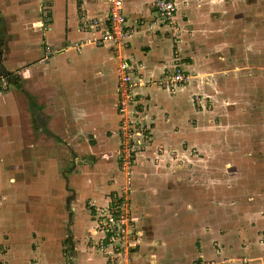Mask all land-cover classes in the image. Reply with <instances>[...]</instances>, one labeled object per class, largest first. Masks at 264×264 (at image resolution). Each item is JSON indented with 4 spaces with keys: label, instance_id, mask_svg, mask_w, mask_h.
<instances>
[{
    "label": "crops",
    "instance_id": "1",
    "mask_svg": "<svg viewBox=\"0 0 264 264\" xmlns=\"http://www.w3.org/2000/svg\"><path fill=\"white\" fill-rule=\"evenodd\" d=\"M153 1L124 0L128 35L117 50L112 42L91 41L105 29L106 0H0V78L6 82L0 90V191L5 194L0 264H64L56 247L52 251L49 246L55 238L44 245L38 234L40 241L34 246L30 235L40 233L51 215L61 216L65 189L58 201L56 182L62 156L65 164H76L68 173L62 169L74 193L72 215L67 218L70 260L107 263L88 243L85 230L94 227L95 216L85 201L98 210L121 190L116 110L120 53L133 68L138 116L153 140L138 151L127 191L138 222L133 264H194L199 259L210 264L216 257L214 240L224 245L221 253L233 257L223 264H243L246 259L264 264V243L256 242V230H264V212L259 216L256 211L255 226L245 233L238 232L243 212L226 218L224 211L218 219L215 212L236 207L234 191H247L251 174L257 177L253 183H264V154L256 157L252 172L234 169L212 175L211 168H196L197 159L187 152L204 137L203 124H194L192 117H199V107L204 109V101L212 96V38L227 32L220 21L227 18L231 26L239 24L247 32L253 17H264V0H174L177 42L171 28L158 22ZM44 8L50 22L40 27ZM83 16L99 19V26L83 28ZM260 29L258 24L255 33ZM174 61L189 81L169 88L161 79ZM208 135L205 154L211 162ZM180 142L177 157L185 156L191 167L153 168V155L160 161L175 160L168 145ZM157 143L164 144L160 155ZM83 160L87 163L80 168ZM218 177L224 179L220 187ZM250 235L255 242L248 241Z\"/></svg>",
    "mask_w": 264,
    "mask_h": 264
},
{
    "label": "rangeland",
    "instance_id": "2",
    "mask_svg": "<svg viewBox=\"0 0 264 264\" xmlns=\"http://www.w3.org/2000/svg\"><path fill=\"white\" fill-rule=\"evenodd\" d=\"M230 23L231 22L227 18H222L220 24L222 27L227 26V34L222 31L219 33L218 37L212 35V58L215 59L214 62H212V96L210 98L208 97L207 101H204V109L199 107L200 103L198 104V107L202 111L199 117H192L194 124L198 121H201V124H203L204 129H202L201 135H204V137L201 138L200 144L194 145V148L187 151L191 155H194L193 158L195 157L197 159L193 162L196 168H211L212 175H221L225 171L229 174V172H233L232 170L234 169L243 172H246V169H248L252 172L251 166H256L257 164L256 157L264 154V17H253L248 27L249 31L247 32L242 29L243 27H241V25L236 24L231 26ZM258 24L261 29L258 34H256L254 30ZM215 27L216 25H212V30H216L217 28ZM257 41L259 43H257ZM258 45L259 48H257ZM209 125L211 129L208 128ZM208 134H210V138L212 139V146H210V149H212L211 162H207V156L205 154L209 151V144L204 143V140H208ZM236 139H241L242 142L239 143ZM151 140L152 137L150 132L148 140L139 144V146H146ZM232 142L235 144H231ZM187 145L186 142V144L183 145V147H185L183 150L186 151ZM154 146L157 154L160 155L163 153V143H157ZM168 146L171 148L169 151H171L172 155H170L175 158V160L168 159L166 161H160L158 157H154L153 155V168H157L158 166L159 168L171 167L172 169H176L177 165L185 166V168L192 166L185 156L177 157L178 154L180 155L178 151H180L181 142L177 145L172 144ZM136 156L137 153L131 158V163L126 169V172L121 168L122 163L118 157V165L122 172V183L120 185V193L117 194L122 195L127 201H129V193H127V191L131 190L132 187L131 172L136 161ZM86 163L87 161L83 160L82 162L79 161L78 165L80 166ZM260 163L262 164L261 161ZM75 165V161L71 163L66 162L65 164L62 156L61 165L58 168V180L56 182L59 190V193H57L58 201L60 200V193L65 189L62 204L63 209L59 211L61 216H59V214L57 216L51 215V222L42 226V231H40V233L36 235L33 232L32 234L30 233L34 246L35 243L40 241L36 239L38 234L42 237L41 239L44 245L47 244L46 241L48 238H50V240H52L51 238H55L53 242L49 241L50 244H48L51 250L53 247H56L58 254L62 256L61 258H64V264H72L69 256L72 248L69 232L70 221L67 222V218H71V201L74 198L72 188L67 186L66 173L71 170V166L75 168ZM62 169L67 172L65 173ZM8 171L11 172V170ZM220 171H223V173ZM255 178L257 177L252 176V174L250 175V183L247 185V191L246 189L244 192L234 191V197L236 199L234 201L236 202L235 204H237L236 207L215 211L216 214H218L217 219L224 211L225 215L223 216H226V218H230L228 215L232 212H243L242 221L238 225V232L251 230L252 226H255V217H258V214L260 216L264 212V208H260V206L264 204V183L262 184L260 180L259 183H253ZM216 180L218 182V187L223 185L224 179L218 177ZM201 183H203V177L201 178ZM3 196L5 197V194L0 191V209L5 199ZM17 198L18 197L15 196V199ZM85 207L88 208L92 214H96V212L99 214L106 212L104 210L106 208L105 204L101 205L98 210H96L95 205H92L90 200L85 201ZM57 212L58 210L55 211V213ZM246 216L248 218H246ZM94 227L91 230H85V232L87 231L90 247H92V245L89 234ZM249 227L251 228L249 229ZM89 228H91V226ZM220 230L221 232L225 231L223 224ZM256 231L258 235L256 242L264 243V230L260 229ZM253 238L254 236L250 235L248 241L255 242V238L254 240ZM246 243L247 242L243 239V246L246 245ZM232 247L233 245L230 246V248ZM223 248L224 245H221L219 241H212V250L218 258L213 257L212 262L209 261L210 264H223L233 258L232 256L227 257L226 254L221 253L222 250H224ZM230 253L234 252L230 251ZM99 254L103 255L100 251ZM255 260L256 259H253V261L249 262V260L246 259L243 264H255ZM200 261L201 259L194 260V264H201Z\"/></svg>",
    "mask_w": 264,
    "mask_h": 264
},
{
    "label": "built area",
    "instance_id": "3",
    "mask_svg": "<svg viewBox=\"0 0 264 264\" xmlns=\"http://www.w3.org/2000/svg\"><path fill=\"white\" fill-rule=\"evenodd\" d=\"M107 12L104 17L105 29L98 37H92L96 44L112 42L118 50L124 38L128 35L126 25L127 16L123 9L124 0H106ZM153 7L159 23L171 28L172 36L178 41L180 28L176 21V3L174 0H154ZM50 22V16L46 8L42 9L40 27ZM97 18H81L83 28L99 26ZM155 23H151L152 29ZM118 65L119 78L117 82L116 110L119 114L117 132L120 145L118 157L122 163V169H126L131 163V158L140 150L139 144L148 140L149 128L138 116L139 104L136 102L133 92L132 70L127 59L120 53ZM189 81L188 75L182 71L177 62L168 63L167 72L161 79V83L169 88H175L179 84ZM5 80L0 78V90L5 85ZM128 175V174H127ZM104 209L106 212L94 214L95 227L90 232L92 248L100 251L107 259L106 264H133L135 240L138 236V228L134 217L131 215L130 203L122 195L116 194L109 199Z\"/></svg>",
    "mask_w": 264,
    "mask_h": 264
},
{
    "label": "water",
    "instance_id": "4",
    "mask_svg": "<svg viewBox=\"0 0 264 264\" xmlns=\"http://www.w3.org/2000/svg\"><path fill=\"white\" fill-rule=\"evenodd\" d=\"M70 221V220H69ZM70 232V231H69ZM70 236H71V233H70Z\"/></svg>",
    "mask_w": 264,
    "mask_h": 264
}]
</instances>
